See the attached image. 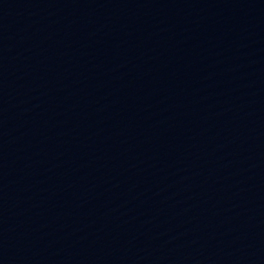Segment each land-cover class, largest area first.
<instances>
[{
    "label": "water",
    "instance_id": "95a60500",
    "mask_svg": "<svg viewBox=\"0 0 264 264\" xmlns=\"http://www.w3.org/2000/svg\"><path fill=\"white\" fill-rule=\"evenodd\" d=\"M0 264H264V0H0Z\"/></svg>",
    "mask_w": 264,
    "mask_h": 264
}]
</instances>
